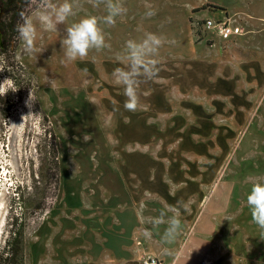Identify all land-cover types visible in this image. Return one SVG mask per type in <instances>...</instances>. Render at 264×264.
Listing matches in <instances>:
<instances>
[{
  "label": "rangeland",
  "instance_id": "rangeland-1",
  "mask_svg": "<svg viewBox=\"0 0 264 264\" xmlns=\"http://www.w3.org/2000/svg\"><path fill=\"white\" fill-rule=\"evenodd\" d=\"M70 2L74 14L54 31L42 15V0L1 10L5 21L21 10L37 38L32 53L16 37L0 55L9 68L0 71V83L10 79L0 88L18 87L10 90L14 107L0 126V264H17L21 256L1 257L14 213L23 224L22 264H98L107 251L102 236L114 234L113 219L125 212L113 207L110 185L124 187L117 164L153 177L152 192L165 190L162 179L185 183L189 193L203 184L204 201L213 194L209 208L219 243L206 262L264 264V229L252 221L246 201L252 181H264V88H226L227 99L212 89L191 90L184 78L190 66L176 60L193 57L191 48L198 54L229 50L213 33L196 34L194 24L205 19L251 31L245 45L263 54L264 26L258 34L252 28L264 18V0H118L126 13L114 26L101 24L111 46L68 63L62 44L67 28L89 15H107L105 4ZM16 23H23L21 16ZM149 33L165 39L155 57L159 72L140 84V103L128 111L114 70L126 67V41Z\"/></svg>",
  "mask_w": 264,
  "mask_h": 264
},
{
  "label": "crops",
  "instance_id": "crops-1",
  "mask_svg": "<svg viewBox=\"0 0 264 264\" xmlns=\"http://www.w3.org/2000/svg\"><path fill=\"white\" fill-rule=\"evenodd\" d=\"M257 20L259 21H256V28L246 23L243 27L252 28L258 34L259 28L264 26V18L259 16ZM248 32L251 31L235 38L232 36L223 42L214 39L224 47H229L227 52L217 54L211 50L198 54L195 48H191L193 57L185 54L176 59L187 61L190 66L184 76L188 78L187 87L191 90L208 88L216 93L219 91V97L222 99H227L226 88H264V53H255V50L248 49L245 45L248 39H244L250 35ZM214 46L215 44L209 47ZM202 49H199V52ZM185 63L180 62L179 65ZM262 97L263 92L261 99ZM117 173L122 178L124 187L110 185L113 207H124L125 212L122 217H114V234L110 237L102 236L106 240L103 245L107 251L101 253L98 264H141L142 259L147 256L157 257L163 264H200L207 260L213 250V244L219 243L214 235L213 217L216 214L209 208L213 194L204 201L208 195L203 190V184H193L194 191L189 193L186 192L188 187L185 183L175 184L164 182L162 179L159 183L165 190L152 192L148 186L150 181L153 183V177L149 179L132 175L120 164H117ZM142 180L145 181L144 185ZM106 212L105 210L100 214L102 222ZM161 212L166 213L165 219L178 212L182 221V231L171 243H165L163 240L167 223L159 226L153 224ZM126 234L127 238L123 237ZM98 238L96 235V241ZM134 245L138 248L135 252Z\"/></svg>",
  "mask_w": 264,
  "mask_h": 264
},
{
  "label": "clouds",
  "instance_id": "clouds-1",
  "mask_svg": "<svg viewBox=\"0 0 264 264\" xmlns=\"http://www.w3.org/2000/svg\"><path fill=\"white\" fill-rule=\"evenodd\" d=\"M35 3L36 0H30ZM95 7L105 4L107 15L98 19L94 15L86 16L78 22H74L67 28L66 36L62 40L64 46V56L68 63L82 60L87 57L93 49L99 51L109 48L111 45L106 41L102 23L114 26L116 18L126 13V9L118 0H93ZM42 5L46 11L42 14L50 30H56L59 24L68 20L74 14L73 3L70 0H63V3H53L52 0H42ZM154 13H149L153 15ZM23 23H18L16 27L17 37L23 40L27 51H35L34 44L37 38L36 26L28 19L21 15ZM165 43V39L153 33H149L143 40L126 41L124 52L121 56V62L126 67H119L114 70V76L118 83L124 88L126 100L124 107L128 111H136L139 103L138 89L143 81L151 80L158 75V61L155 57L159 49ZM42 51V50H41ZM9 68L6 60L0 64V71ZM10 79H5L9 81ZM18 87L0 88V96H4L8 91H16ZM31 93H29V102ZM28 106L30 107V103ZM31 114V113H29ZM28 114V115H29ZM25 117V116H24ZM23 118V117H22ZM247 205L249 206L251 219L261 229H264V181L254 180L249 194L246 196ZM166 213L161 212L160 216L153 221L154 226L167 223L164 231L163 240L165 243L173 242L182 231V221L177 212L176 215L165 219Z\"/></svg>",
  "mask_w": 264,
  "mask_h": 264
},
{
  "label": "trees",
  "instance_id": "trees-1",
  "mask_svg": "<svg viewBox=\"0 0 264 264\" xmlns=\"http://www.w3.org/2000/svg\"><path fill=\"white\" fill-rule=\"evenodd\" d=\"M28 0H0L1 10H5L7 8H11V10L17 11V9L25 7ZM21 12V10H19ZM19 14L15 13L12 17L6 18L5 20L0 19V31L3 35V47L0 48V55L7 52L8 43L11 39H16L17 32V20L20 19L22 12ZM15 15H17L15 17ZM19 15V16H18ZM19 17V18H18ZM16 25V26H15ZM198 36L199 33L196 32ZM12 67V65H9ZM1 77V76H0ZM8 91L4 96H0V126L6 124L7 119L9 118V114L14 107V96L10 94ZM21 218L18 214L14 213L10 217L8 236L4 243V247L1 252V257H5L6 259L11 255L15 257L18 256V251L21 256L18 258L17 264H22L23 256H22V244H23V226H22ZM9 259V258H8ZM5 262V261H4ZM160 262L158 261V264ZM1 264H4L3 262Z\"/></svg>",
  "mask_w": 264,
  "mask_h": 264
},
{
  "label": "built area",
  "instance_id": "built-area-1",
  "mask_svg": "<svg viewBox=\"0 0 264 264\" xmlns=\"http://www.w3.org/2000/svg\"><path fill=\"white\" fill-rule=\"evenodd\" d=\"M196 32L200 34L213 33V35L219 41H227L232 36L241 35L240 28L232 26L229 20H221L214 22L210 19H205L194 24ZM199 36V37H200ZM212 42V41H211ZM143 264H158V260L155 257H148L143 261ZM201 264H210V262L202 261Z\"/></svg>",
  "mask_w": 264,
  "mask_h": 264
},
{
  "label": "water",
  "instance_id": "water-1",
  "mask_svg": "<svg viewBox=\"0 0 264 264\" xmlns=\"http://www.w3.org/2000/svg\"><path fill=\"white\" fill-rule=\"evenodd\" d=\"M0 16H1V7H0ZM2 47H3V35L0 31V48H2Z\"/></svg>",
  "mask_w": 264,
  "mask_h": 264
}]
</instances>
